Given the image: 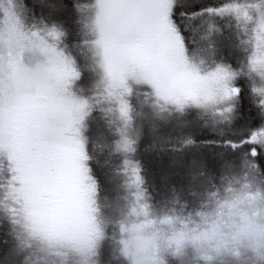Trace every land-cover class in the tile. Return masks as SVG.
<instances>
[{
  "label": "snow or ice",
  "instance_id": "1",
  "mask_svg": "<svg viewBox=\"0 0 264 264\" xmlns=\"http://www.w3.org/2000/svg\"><path fill=\"white\" fill-rule=\"evenodd\" d=\"M264 0H228L219 7H200L198 0H91L77 9L92 11L91 37L81 41L90 51L100 78L91 97L78 96L74 83L81 72L73 54L61 46V28L41 21L25 23L22 6L0 0V209L14 226L17 240L64 256H88L103 231L96 218V182L85 161L82 121L93 104L112 105L121 125L115 150L135 151L128 135L131 92L128 79L146 82L160 110L193 105L221 121H230L241 101L243 79L259 115L264 118ZM230 14L243 33L236 66L211 59V41L192 55L185 33L199 16ZM215 30L209 24L207 39ZM195 43V41H192ZM191 141H186V143ZM242 143L264 146V126ZM124 171L135 187L129 208L133 219L120 230L134 232L155 223L143 201L138 166L128 158ZM163 221L171 220L162 217ZM127 254V242L121 240Z\"/></svg>",
  "mask_w": 264,
  "mask_h": 264
},
{
  "label": "rangeland",
  "instance_id": "2",
  "mask_svg": "<svg viewBox=\"0 0 264 264\" xmlns=\"http://www.w3.org/2000/svg\"><path fill=\"white\" fill-rule=\"evenodd\" d=\"M32 1L39 7L40 11H37V13L39 15H46L43 16L42 19L51 17L47 16L49 15L48 12L52 14L56 13V15L60 17L64 16L66 13L68 16H73V19L80 24L78 27L79 29L77 30L79 31L77 32V42L74 44L64 45V38L61 39V46L67 45V50L73 54L81 72L79 79L73 85V91L76 92L78 96H83L85 98L91 97L94 92L100 91V89H97L96 87L97 81L100 78V73L98 69L94 68L93 57L90 51L87 49L82 51L81 46V41L90 38L92 35L88 28L85 27L86 22L90 26L92 11L88 8H84L82 10L77 9V3L76 5L74 3L71 7H67L63 0ZM21 2L22 0H14V3L17 6H21ZM90 2L91 0L89 3ZM256 2H259V0H256ZM262 7H264V5H262ZM222 17H226L228 20L224 18L225 21L222 22V19L219 21L218 18L216 19V17L210 15L203 16L202 20L198 17L197 19L199 22L197 19L192 21L190 24V30L185 33L187 46L190 52L192 51L190 54L203 55L204 53H201L199 50L201 48L206 49L209 41H211L215 51V56L211 59H215L217 61L223 60L233 64V66H236L239 57L243 54L242 45L240 43L243 39V33L234 16ZM41 21L42 20H37L35 24L39 26ZM43 22L45 24H53L48 21ZM199 23L204 25V32L201 27H199ZM210 23L215 25V30L207 39H205L204 35L208 32V26ZM192 32L193 34H191ZM192 41H195V44L198 45L197 48L193 49ZM128 84L131 91L139 89L143 93V95H141V97H143L139 100L134 97L136 101L134 106L137 107L138 105L140 108V122L128 135L136 140L139 136L138 130L140 131V129L144 130L145 135H149L148 137L151 139V144L145 148V159L149 161L148 165L151 166V175L149 174V176L155 180H152V186L155 192L161 196L160 199H162L163 202L169 203L164 210L163 208L161 210L158 209V214L156 210L149 208L150 214L159 216L166 212L170 213L177 210L185 212V214L195 213L198 209H193L194 204L200 202L206 196L205 193L207 192H205V190H208V187L212 184V182L219 183L216 190L222 189L225 177L230 174L245 175L250 172L254 178L255 184L264 189V146L256 145L259 150L257 154L253 156L250 150L247 152L245 151L244 153L240 151V143L238 144L232 141V147H230V149L233 150L232 153L225 151L217 153L214 151H200V149H197V147H199L198 145H200L199 142L197 143L196 139L194 140V136L197 133L207 129L217 137L216 140H218L219 137L223 138L226 136L225 138H230L229 140H235L236 142L239 141V134L247 129L250 124V108H248V106L252 103L254 104L249 85L243 79L237 81V84L242 90V99L237 104L239 106L238 111L233 113L230 121H217V118L211 117L212 121L216 120L214 125L211 124V127H207L208 112H205L193 105L185 106L183 111L176 110L173 105H168L164 110H160L158 106L153 103L155 97L151 95L152 88L149 84L143 81L137 82L131 77L128 79ZM128 96H130V94H128ZM128 96L126 98H129ZM130 103L132 105L133 101ZM106 106L111 107L112 105L110 102L104 100H102L99 104H93L91 110L82 121L81 133L84 139L85 152L88 156L85 163L89 168V174L96 182L97 194L99 193L98 183L93 174L91 165L92 158L95 159V161H98L99 164V159L102 156V171L106 178H108V183L110 185L109 197H114L112 206L109 210L110 213L108 218L113 224V230L118 231L119 225L117 221L119 219H126L128 222L133 219H142V217L137 218L129 215V208L131 205L127 203V194L124 195V191H122L123 187L119 183L120 175H126L130 179V174L123 170L124 159L128 158L136 165H138V162L133 156H131L133 152L124 153L115 150L114 142L119 138V134L116 130L112 129L110 124H108L105 119L102 118L106 115ZM255 107L257 108L256 105ZM133 116L134 115H132V120L134 118ZM260 121L262 122L258 128L264 126V118L261 116ZM90 131L94 134V143H96L98 150V153H96L95 156L92 155L93 151H91L89 147ZM114 135H118V138H114ZM186 141L191 142L186 143ZM248 145L250 148L252 147L251 144ZM189 147L191 149H188ZM177 157L182 159L181 166H171L169 161H174ZM201 161H204L202 174H198L196 179H190L189 172L199 173ZM222 164L224 167L221 166ZM165 173L167 174V178L162 179V174ZM172 184L175 187H173ZM129 188L131 191H136L134 186ZM186 190L187 192H185ZM216 190L213 189L212 192ZM177 193L182 196H186L185 198H180L182 205H173L174 201L176 204H180V202L176 201V198L174 197V194ZM99 205V201H96L97 212L101 210L99 212L100 215H97L98 223L104 219L103 215L106 211L102 210ZM10 242L11 241H9V243ZM11 244V249L4 254L0 264H17L14 262L13 258L20 252L19 250L17 251L13 243ZM48 254L55 262L63 261V263H65L64 260L66 262L67 260H72L69 264L78 263L79 254L73 251H67L64 256L54 255L49 252ZM95 255L97 257V264H101L102 258L107 260L105 264H108V261L111 259H117L118 264H127V261L120 256L114 239H105L102 236L99 240H97L95 245ZM98 257H101V259L99 260ZM236 264H248V262L245 258H242L240 261H237ZM257 264H264V260L258 261Z\"/></svg>",
  "mask_w": 264,
  "mask_h": 264
},
{
  "label": "clouds",
  "instance_id": "3",
  "mask_svg": "<svg viewBox=\"0 0 264 264\" xmlns=\"http://www.w3.org/2000/svg\"><path fill=\"white\" fill-rule=\"evenodd\" d=\"M192 47L198 45L193 43ZM169 164L179 167L182 159L177 157ZM203 168L201 161L199 173L189 172V178L196 179ZM161 178L166 179L167 174ZM94 199L95 207L99 201L106 209L104 219L99 222L102 236L115 240L127 264H236L242 258L248 264H257L264 260V189L255 184L250 172L226 176L222 189L209 194L202 210L187 214L177 210L159 216L149 212L155 223L134 232L127 228L121 232V222L128 224L126 219H119L118 231L113 230L108 216L114 197L95 192ZM143 201L146 202L145 196ZM98 214L96 211V218ZM162 217L171 220L162 222ZM122 239L127 242V254ZM21 257L22 264H38L32 258L25 262L23 254ZM78 264H97L95 249L88 256L79 254Z\"/></svg>",
  "mask_w": 264,
  "mask_h": 264
},
{
  "label": "trees",
  "instance_id": "4",
  "mask_svg": "<svg viewBox=\"0 0 264 264\" xmlns=\"http://www.w3.org/2000/svg\"><path fill=\"white\" fill-rule=\"evenodd\" d=\"M65 5L67 7H71L74 3L76 5V3L79 4H83L86 5L89 3L90 0H63ZM85 2V3H84ZM199 2V6L200 7H219L224 3H227L228 1L226 0H198ZM21 6L23 8V11L25 13L24 19H25V23L29 26H31L33 23H35L37 20L40 21H48V22H52L55 23L56 25H58L61 30L63 31L64 35L62 38H64V45L65 44H74L75 42H77V37L78 34L77 31L80 26V24L75 21L73 19V16H68L66 13L64 14V16H57L56 13H50L48 12L49 15L47 16H51L50 18H43V16H46L45 14H38L37 11L39 10V7L36 5L35 2H33L32 0H22L21 2ZM46 10V9H44ZM55 14V15H54ZM38 15V16H37ZM204 16H210V15H204ZM223 16H232L230 14H224ZM201 18V20L203 19V16H199ZM213 17H216V19L218 18L219 21H221V19L223 20L222 22L225 21L224 18L226 17H222V16H217V15H213ZM198 18V17H197ZM196 18V19H197ZM196 19H194L193 21H195ZM228 20V18H226ZM198 20V19H197ZM200 20V21H201ZM83 21V20H82ZM199 22V20H198ZM199 27H201L202 31H205V27L204 25H202L201 23H199ZM221 25V24H219ZM83 27V26H82ZM193 34V32L191 33ZM66 45V46H67ZM138 88V87H136ZM141 95H143V93L139 90V89H134L133 91L130 92V96H128L129 98V104L131 105L130 102L133 101V104L131 105L132 108V115H134L133 120L131 121L130 126L127 129L128 134L130 132H132V130H134V127H137V124H139L140 122V114H139V107L137 105H135L136 101L135 98H138L137 100L141 99ZM135 97V98H134ZM135 107V108H134ZM244 107V106H243ZM106 110L109 107H105ZM248 108H250L249 110V115H250V124L248 125L247 129H245L244 131H242L239 134V138H238V142H236L235 140H229L230 138H225L226 136L219 137L218 140H216V136L211 133L210 130L204 129V131H200L199 133H197L194 136V140L196 139L197 143L199 142L200 145H198L199 147H197V149H200V151H214V152H231L232 153V149H230V147H232L231 142L234 141L235 143H240V148L243 153L246 151H249V145L247 143H242V141H244L245 137L249 136L251 131L253 129L258 128V126L261 124L262 121H260V115L258 113L257 108L255 107V105L252 103L251 105L248 106ZM137 109V111H136ZM239 106L237 105L236 107V112L238 111ZM157 112V111H156ZM158 113V112H157ZM106 115H104L102 118L106 120V122H108V124H110V126L112 127L113 130H116V128L118 126L121 125V121L119 119H117V114L115 113V111L112 112H106ZM211 114L207 115V127H211V124L214 125L215 121H219V119L217 118L215 121H212L210 116ZM93 118V117H92ZM101 118V119H102ZM100 119V120H101ZM102 119V120H103ZM96 120V118H95ZM116 134V133H115ZM138 138L135 140V144H134V148L135 151L133 152V154L131 156H133L135 158V160L138 162V168H139V173L140 176L142 178L143 183L141 184V187L144 191V196L146 199V202L149 206V208H151L152 210H156L157 214H158V209H165L166 206L169 205V203L163 202L162 199H160L161 196H159L158 193L155 192L153 186H152V180H154V178L152 179L149 174L151 175V166L148 165L149 161H147L146 158V152H145V148L146 146L151 144V139L148 137L149 135L146 134L144 130L140 131L138 130ZM115 136V135H114ZM114 138H118V135L115 136ZM236 145V144H235ZM89 147L90 150L93 151L92 155H96V153H98L97 147H96V143H94V134L92 131H90V137H89ZM188 149H191L190 147ZM195 149V148H194ZM248 149V150H247ZM95 152V153H94ZM153 155V154H152ZM100 163L98 164V161H95V159L92 158V171L93 174L96 178V181L98 183V188H99V193L100 194H105L109 197V193H110V185L108 183V178H106L105 174H103V169L101 167V163H102V156L99 159ZM151 178V180H150ZM129 177H127L126 175H120L119 177V183L122 185L123 189L122 191H124V195H126L128 197V202L130 205L133 202V195L132 193L135 191H131L129 188ZM173 185V184H172ZM182 185V184H181ZM185 186V185H183ZM219 183L218 182H212V184L208 187V190H205V197L200 201L197 202L196 204H194L193 209L194 210H202L203 207L205 206L206 202L208 201L209 198V194L212 192L213 189L216 190V188H218ZM173 187H175L173 185ZM176 191V190H175ZM177 192V191H176ZM187 192V190L185 191ZM179 193V192H178ZM174 194L176 201H179V203H175V201L173 202V205H182L180 198L181 197H186V196H182L180 194ZM144 198V197H143ZM125 202V200H124ZM100 203V202H99ZM172 204V203H170ZM100 208L102 210H106L105 207L100 203ZM162 210V211H163ZM101 211V210H100ZM185 213V212H184ZM9 241H11L9 243ZM14 244L15 248L17 249V251L19 250V254H17L13 259L14 262H16L17 264H22V257L21 254H23V259L26 262L29 258H32L34 260H36L38 262V264H69L71 261L67 260V262L64 260L65 263H63V261L60 262H55L53 259H51L49 257V254L47 251V253H44L43 250H41V246H38V242H35L34 244H31L30 247L28 246H22L19 241L16 238L15 232H14V226L11 224L10 220L8 219L7 214L3 211V209H0V261L2 260L4 254L9 251L11 249L12 244ZM98 259L100 260L101 257H98ZM106 259L102 258L101 259V264H105L106 263ZM78 264V263H77ZM108 264H118V260H109Z\"/></svg>",
  "mask_w": 264,
  "mask_h": 264
},
{
  "label": "bare ground",
  "instance_id": "5",
  "mask_svg": "<svg viewBox=\"0 0 264 264\" xmlns=\"http://www.w3.org/2000/svg\"><path fill=\"white\" fill-rule=\"evenodd\" d=\"M100 212V211H99Z\"/></svg>",
  "mask_w": 264,
  "mask_h": 264
}]
</instances>
